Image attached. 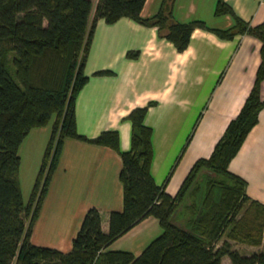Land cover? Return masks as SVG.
<instances>
[{"label":"trees","instance_id":"trees-1","mask_svg":"<svg viewBox=\"0 0 264 264\" xmlns=\"http://www.w3.org/2000/svg\"><path fill=\"white\" fill-rule=\"evenodd\" d=\"M146 0H0V264H264V250L241 254L232 242L260 246L264 239V204L251 199L246 181L232 173L230 160L258 121L264 105V21L251 25L225 0H217L215 15H230L234 25L211 28L204 21H172L174 0H163L158 12L141 17ZM93 17L91 18V13ZM121 17L157 26L178 51L192 31L203 28L223 39L247 33L261 42L260 63L253 86L238 113L230 119L207 157L197 159L171 195L155 183L152 128L144 123L152 102L127 115L130 147L120 149L119 133L102 131L88 138L77 131L75 102L88 80L85 63L96 23L111 24ZM168 19H170L168 21ZM138 52H128L135 57ZM95 75H109L101 70ZM52 122L51 134L27 201L19 182V146L29 131ZM108 146L122 159L119 180L123 208L109 213L108 230L101 214L89 208L63 252L30 241L33 223L57 167L65 138ZM148 216L162 228L139 254L105 250L109 244ZM224 235L226 237L223 239Z\"/></svg>","mask_w":264,"mask_h":264},{"label":"crops","instance_id":"crops-1","mask_svg":"<svg viewBox=\"0 0 264 264\" xmlns=\"http://www.w3.org/2000/svg\"><path fill=\"white\" fill-rule=\"evenodd\" d=\"M216 1L174 0L172 21L201 20L211 28L232 27L230 15H215ZM162 2L146 0L141 17L156 14ZM225 2L251 25L264 21V0ZM260 47V40L247 33L223 39L195 28L188 46L178 51L157 26L143 25L129 17L111 24L99 19L85 63L88 80L75 102L77 131L94 138L102 131L115 130L120 149L126 151L131 137L127 115L152 102L144 118L152 128L150 172L157 185L174 195L193 163L210 155L226 125L240 110L253 86ZM132 51L138 52L135 57L127 55ZM101 70L111 74H94ZM260 92L264 100V81ZM51 128L52 122L31 129L19 146L21 192V168L25 164L24 179L26 184L30 182L31 193ZM121 168L122 159L111 147L65 138L30 241L70 251L84 214L91 207L100 211L101 228L107 231L109 213L123 208ZM228 168L245 179L249 197L264 204V105ZM161 232L158 219L148 216L105 250L138 256ZM232 243L241 254H251L258 248ZM221 264H231L230 258L224 256Z\"/></svg>","mask_w":264,"mask_h":264},{"label":"rangeland","instance_id":"rangeland-1","mask_svg":"<svg viewBox=\"0 0 264 264\" xmlns=\"http://www.w3.org/2000/svg\"><path fill=\"white\" fill-rule=\"evenodd\" d=\"M93 1V3H94V5H96V2H97V0H92ZM93 5V6H94ZM170 19H168V21H169ZM164 31H166V28L165 29H163V32ZM22 169V172H21V174H22V176H23V189H22V195H23V199L26 201L27 200V198H28V196H29V194H30V190H31V185H30V182L28 183V184H26V181H25V179H26V173H24L23 171L24 170H26V168H25V164L23 165V168H21ZM25 178V179H24ZM28 185V186H27ZM264 233V232H263ZM226 237V235H224V237H223V239ZM235 243V245H237V246H243L244 244H242V243H238V242H234ZM247 246H249V245H247ZM250 247V246H249ZM255 247H258V248H256L257 250H256V252H260V251H263L264 250V239H263V242H262V244L260 245V246H255Z\"/></svg>","mask_w":264,"mask_h":264}]
</instances>
